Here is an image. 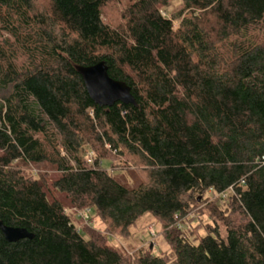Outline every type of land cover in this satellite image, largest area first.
<instances>
[{
    "label": "trees",
    "instance_id": "16d2710c",
    "mask_svg": "<svg viewBox=\"0 0 264 264\" xmlns=\"http://www.w3.org/2000/svg\"><path fill=\"white\" fill-rule=\"evenodd\" d=\"M116 1L112 26L102 10ZM181 1L174 29L166 0H0V221L33 234L0 232V264H264V0ZM99 61L137 106L90 99L77 67ZM124 157L143 168L118 169ZM209 189L237 218L223 220L225 238L215 228L191 240L186 195ZM67 206L94 209L103 229L77 227ZM145 213L172 259L130 262L108 244Z\"/></svg>",
    "mask_w": 264,
    "mask_h": 264
},
{
    "label": "rangeland",
    "instance_id": "374dc122",
    "mask_svg": "<svg viewBox=\"0 0 264 264\" xmlns=\"http://www.w3.org/2000/svg\"><path fill=\"white\" fill-rule=\"evenodd\" d=\"M124 3L125 2L122 1H116L107 4L102 10L103 21L105 23L112 24V26H116L120 20V14L122 13L123 7L125 6ZM37 4L38 2H36V5ZM181 8V0H166V4L160 8L162 15L172 21L174 29H177L179 26L180 17H178L177 14ZM105 148L108 152V160H113L115 155L114 151L111 150L107 145H105ZM83 155L88 162H91L95 154L88 147H86ZM118 160L121 164V166L118 165V169L125 168L127 166H129L131 170L133 168H136L137 170L143 168L142 165H139L136 161L130 162V160L126 157ZM18 165L21 166L25 175H30L32 173L44 174L49 181L58 176V172L48 163L24 164L20 162ZM102 166L104 168H109V162L104 161ZM137 180V177L133 176V181L129 180L128 182L132 185ZM49 181L48 184L50 185ZM49 190L60 199L64 197L63 195L57 194L50 186ZM201 198H203V201H200V198L198 200H192L191 196L186 195L188 202L193 206L195 205V207L191 214H188L187 218L185 219V234L191 240H196V238L206 235L207 231H213L216 228L219 236L225 238L226 226L223 220H235L237 218V212H232L233 207L231 206L230 201L226 200L227 197L225 198L208 191L203 194V197ZM64 202L67 204L65 200ZM67 210L70 213L72 212V216L74 213L78 214L82 218L81 220L79 218L76 219L77 222L75 221V224L77 227L90 225L98 229H103L104 225L96 217L94 209L90 210V218L87 220L81 216L80 213L82 211H77L74 208H70L68 206ZM206 223H209L211 226H205ZM150 230L153 231V235L149 233ZM81 235L85 236V233L82 229ZM108 244L119 250L130 262L132 261V257L136 256L139 251H148L151 255L164 254L168 255L171 259L173 257V252L162 233V225L160 221L150 213H145L138 217L134 224L129 228L128 235L123 236L121 234H111L108 238Z\"/></svg>",
    "mask_w": 264,
    "mask_h": 264
},
{
    "label": "water",
    "instance_id": "95a60500",
    "mask_svg": "<svg viewBox=\"0 0 264 264\" xmlns=\"http://www.w3.org/2000/svg\"><path fill=\"white\" fill-rule=\"evenodd\" d=\"M77 72L82 78L87 94L95 104L110 107L120 102L137 106L130 87L123 81L111 78L103 61L90 66H78ZM0 232L9 242L33 237V234L25 228L8 226L1 221Z\"/></svg>",
    "mask_w": 264,
    "mask_h": 264
},
{
    "label": "built area",
    "instance_id": "2783aa9c",
    "mask_svg": "<svg viewBox=\"0 0 264 264\" xmlns=\"http://www.w3.org/2000/svg\"><path fill=\"white\" fill-rule=\"evenodd\" d=\"M209 191L212 192V189H209ZM226 194H227V193L224 192V193H220V194H218V195H220V196H222V197H225ZM88 212H89V209H85V210H83V211L80 213L81 216H83L85 220L88 218ZM149 233H150L151 235H153V231L150 230Z\"/></svg>",
    "mask_w": 264,
    "mask_h": 264
}]
</instances>
